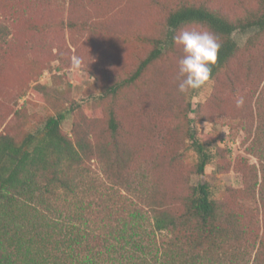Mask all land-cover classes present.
<instances>
[{
    "label": "trees",
    "instance_id": "16d2710c",
    "mask_svg": "<svg viewBox=\"0 0 264 264\" xmlns=\"http://www.w3.org/2000/svg\"><path fill=\"white\" fill-rule=\"evenodd\" d=\"M19 1L64 8L68 0ZM97 1L69 0V9ZM149 1L164 16L163 31L139 36L152 49L106 94L117 95L142 80L173 49L174 30L192 24L206 26L222 43L212 81L231 72L241 49L237 33L251 35L243 52L249 64L258 59L264 72V48L258 44L264 7L233 18L220 0ZM65 25L71 31H98L86 21ZM5 35L0 28V39ZM233 81L229 85L235 87ZM257 103L264 130V88ZM70 113L51 115L34 130L0 133V264H222L223 255L244 247L255 250L253 264H264L259 215L247 205L258 180L240 192L227 188L223 196L208 183L192 185L188 177L204 176L213 160L197 130L187 128L197 157L188 171L181 151L166 161L140 162L122 139V115L115 109L106 131L97 135L80 122L72 137L65 134L62 126ZM258 149L254 145L250 152L259 157ZM146 223L153 235L143 232Z\"/></svg>",
    "mask_w": 264,
    "mask_h": 264
},
{
    "label": "rangeland",
    "instance_id": "374dc122",
    "mask_svg": "<svg viewBox=\"0 0 264 264\" xmlns=\"http://www.w3.org/2000/svg\"><path fill=\"white\" fill-rule=\"evenodd\" d=\"M63 2L64 8L0 0V28L6 29L0 39V133L34 130L49 116L71 111L62 126L65 134L72 137L75 122H80L97 135L106 131L115 109L122 115V139L140 162L166 161L181 151L189 171L197 157L189 147L187 128H194L213 160L204 176L191 174L188 180L210 184L218 196L227 188L247 190L258 180L247 205L259 215L258 232L263 235L264 130L257 101L264 72L258 59L249 64L243 52L251 35H234L241 49L231 72H222L199 92H178L177 62L183 53L174 45L142 80L112 96L105 91L129 78L152 49L139 36L162 33L163 14L149 0H99L75 10L69 9V0ZM220 6L240 18L260 11L264 0H220ZM69 20L94 24L98 31H71L65 25ZM258 44L264 48V35ZM74 57L80 58L79 68L73 67ZM232 80L235 87L229 85ZM241 96L245 103L237 108L235 100ZM254 145L259 157L250 152ZM143 232H152L147 223ZM255 255L244 247L223 255L222 264H253Z\"/></svg>",
    "mask_w": 264,
    "mask_h": 264
},
{
    "label": "clouds",
    "instance_id": "9594fccd",
    "mask_svg": "<svg viewBox=\"0 0 264 264\" xmlns=\"http://www.w3.org/2000/svg\"><path fill=\"white\" fill-rule=\"evenodd\" d=\"M172 43L182 49L178 59V92L188 96L210 86L213 68L217 64L222 43L210 29L185 26L174 30ZM80 58H73V67L79 68ZM244 98L235 100L237 108L243 107Z\"/></svg>",
    "mask_w": 264,
    "mask_h": 264
}]
</instances>
